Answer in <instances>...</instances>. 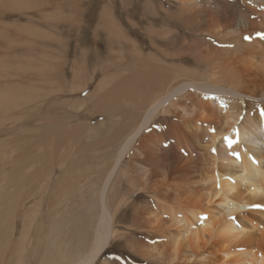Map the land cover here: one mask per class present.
Segmentation results:
<instances>
[{"label": "bare ground", "instance_id": "6f19581e", "mask_svg": "<svg viewBox=\"0 0 264 264\" xmlns=\"http://www.w3.org/2000/svg\"><path fill=\"white\" fill-rule=\"evenodd\" d=\"M116 4L134 29L142 9L147 43L100 13L114 74L73 101L76 124L66 113L42 119L60 92L41 87L61 72L53 66L30 61L32 82L0 91L1 131L34 122L0 142V263L11 253L13 264H118L127 252L141 264H264V0ZM74 75L71 94L92 82ZM226 137L238 142L229 148Z\"/></svg>", "mask_w": 264, "mask_h": 264}, {"label": "rangeland", "instance_id": "374dc122", "mask_svg": "<svg viewBox=\"0 0 264 264\" xmlns=\"http://www.w3.org/2000/svg\"><path fill=\"white\" fill-rule=\"evenodd\" d=\"M14 1L18 2V0H0V56H3V58L1 57L2 60H0V76L5 75L6 78L5 80L0 79V91L4 90L3 87L10 89L20 87L19 89H23V87L28 86V83L32 82L33 79V76H31L32 74L26 69L27 66L30 65V61L33 63L32 66L47 64L48 67L53 66L54 69L57 68L61 72L57 70L49 72V76H44V80L48 81L44 82L46 83L45 85H41L44 91L47 90L50 92L55 88L60 90L59 93L53 96L55 99L52 100L53 105L51 104L50 110L49 108H43L44 110L41 111L42 119L49 118L50 116L60 117L61 115L59 114L66 113L62 116L66 118L67 115V119L70 118L69 120H71V125L76 124L75 120L72 119L75 115L73 111V101L81 102L94 91L97 83L103 79L104 76L114 74V70L109 64L113 60V43L110 41L108 42L102 29L98 28L100 26V13L103 12L105 16H108L111 12L114 13L120 20L121 28L128 35H131L132 39L137 40L141 46L147 43L144 39L142 28H145L149 21L144 23L143 19L140 17L142 15V9L137 10L135 12L136 16L130 19L138 25V28L134 29V27L132 28V24L130 25L129 21L127 22L124 16L119 18L118 14H122V7L120 8L119 5L116 4V0H23L24 5L22 6L13 5ZM15 2L14 4H16ZM13 39L21 44L18 46H9L8 41ZM123 52L127 58V49L124 48ZM147 52H149V50H147ZM9 57L17 59H11ZM106 65L110 68L105 69V72L103 69ZM57 66H59V68ZM121 66L126 69L127 64L122 63ZM55 72L58 74H55ZM75 72L78 74L79 78L82 76L84 77V82L89 80H92V82H90L87 85L88 87L86 86L83 91L71 94L67 90L68 87L78 79V77L75 78ZM90 77L93 78L90 79ZM62 99L64 102L63 104L61 102ZM25 119H27V121ZM25 119L15 123L16 125L7 123L4 126L5 128L2 131L0 130V142L2 140L5 142L7 139L20 137L22 132L33 130L32 127H30V125L34 124L32 118ZM104 121H106V119H99L98 121L92 122V125L90 124L89 127L100 129L98 125ZM17 125H19V128H17ZM24 126L25 128L22 129ZM29 136L30 135H27V138H29ZM4 168L9 171V168ZM28 187L31 189L32 185ZM77 197L78 195L76 192L74 197L69 201L68 212H71V214H73L74 210L78 207ZM28 200L25 201L23 206V210L25 211L34 203L33 198ZM18 210L20 211H18L17 215L20 217L23 211L22 207ZM40 210L45 220L49 216L45 201L42 202ZM76 216L77 215H73L72 218ZM14 223L16 234L12 244L9 245V247L12 248L17 240V233H19L21 229L20 218H17ZM119 253V249H116L112 251L110 255L115 256ZM121 255L123 256H121L123 258L122 260L115 259V262L118 264L142 263L141 260L130 256L127 252H122ZM11 256V253L5 254L0 264H13L10 259ZM26 263L36 264L34 258L26 259ZM57 264L66 263L59 260Z\"/></svg>", "mask_w": 264, "mask_h": 264}, {"label": "snow or ice", "instance_id": "6c2138e0", "mask_svg": "<svg viewBox=\"0 0 264 264\" xmlns=\"http://www.w3.org/2000/svg\"><path fill=\"white\" fill-rule=\"evenodd\" d=\"M256 35L259 36L260 39L264 40V33H256ZM244 39L245 40H250L251 37L250 36H245ZM261 115L264 116V109H261ZM210 131H214V129H210ZM225 139L227 141V144H228L229 148H231L233 144L238 142V141H235V140L228 139L227 137ZM165 147H167V145H165ZM213 151L215 152V149H213ZM180 152L182 154H184V155H187L186 151L183 148L180 149ZM233 155H235L237 157V159H239V154L238 153H233Z\"/></svg>", "mask_w": 264, "mask_h": 264}]
</instances>
